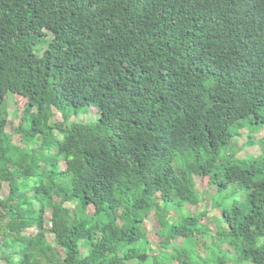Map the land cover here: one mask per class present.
<instances>
[{
	"label": "trees",
	"instance_id": "obj_1",
	"mask_svg": "<svg viewBox=\"0 0 264 264\" xmlns=\"http://www.w3.org/2000/svg\"><path fill=\"white\" fill-rule=\"evenodd\" d=\"M8 93L26 101L14 130L31 151L9 141ZM68 106L97 119L70 122ZM242 119L264 126V0H0V263L264 264V149L220 160ZM194 176L247 191L215 232L181 213ZM221 240L233 253L208 259Z\"/></svg>",
	"mask_w": 264,
	"mask_h": 264
},
{
	"label": "rangeland",
	"instance_id": "obj_2",
	"mask_svg": "<svg viewBox=\"0 0 264 264\" xmlns=\"http://www.w3.org/2000/svg\"><path fill=\"white\" fill-rule=\"evenodd\" d=\"M25 100L20 99L16 95L12 93H8L6 97V108H7V113H8V126L6 128V133L9 135V141L15 145L19 146L22 148H26V150L31 151L36 146L35 142H26L22 137L20 133L15 132V128L19 124V115L22 113V109L25 105ZM66 111L68 114L71 116L70 122H90V121H95L97 119V113L96 109L90 108V109H79V110H74L72 106H68L66 108ZM54 122H61L62 121V116L54 111ZM235 133L238 135L236 138L230 140V143L222 149L220 153V160H229V163L231 161L237 160L236 156H239L240 159H254L257 158L261 151L264 149L261 143H264V126L261 127L260 131L255 133L254 135L251 136V133L248 131L249 129H252V126L249 124L248 119H242L238 121L234 125ZM234 144H237L234 146V151L237 149V147L242 148L238 154L232 159V158H227L229 156L230 149H232V146ZM231 150V152H234ZM193 159V158H191ZM239 161V160H237ZM198 162H202V159H198ZM240 162V161H239ZM246 163H248L246 161ZM60 167L63 168V163L60 162ZM218 173V178L222 180V182L225 183V179L222 176V172L218 169L216 171ZM193 180L195 182V194L198 199V204H190L187 203L186 206H184L181 209V213L183 214H191V215H200L203 214V218L207 224V227L211 229V231L215 232L217 230V224L215 222L216 219L221 220V213L223 210V206L229 205L233 201H238L242 203L246 199V190L242 189L241 187H237L234 184H226V188L221 189V191H216V189L210 185V181L208 180L207 177L203 178H197L193 177ZM220 192V193H219ZM8 194V188L6 185L3 186V190L1 192V197L5 198L7 197ZM32 196V193H28V197ZM216 197L215 201L214 198ZM156 200L160 204V201L158 200V196L156 197ZM217 205L218 208H213V205ZM74 205H68V207H73ZM169 212L167 213L168 219L173 220L176 218V212L168 208ZM93 212L92 208L87 209V213L91 214ZM162 213L160 210H156L154 212H149L148 214H145V212L142 213L143 217V230L146 233L147 236V241H148V247H149V253L153 255V253H156L158 249L156 248V236L158 235V222L156 220V217L158 214ZM47 217L49 213L46 214ZM201 219V221H202ZM178 221V220H177ZM34 230H29L27 232L29 235L34 234ZM207 234L205 233L204 235L199 236L200 238L205 237L206 238ZM212 238V235L210 234L209 239ZM47 241L54 246V237L51 235L47 236ZM226 239V238H224ZM192 242V241H191ZM173 246L179 250L180 246L182 245L183 248H186L187 242L184 240V238H181L175 242H173ZM194 244L195 248L197 247L198 249H202L205 245L204 240H201L198 243V240L195 238L194 239ZM225 245L222 248V245ZM264 245V238L259 239L257 242V246ZM79 249L80 253L82 256L86 255V244L80 243L79 244ZM219 250L222 251L223 254H228V253H233L231 250V247L226 242H223L221 240L220 244L218 245H213L212 246V251L208 254V259L211 258L215 261V258L211 255L214 251H217L216 256L222 255V253L219 252ZM153 252V253H152ZM219 253V254H218ZM203 254V253H202ZM201 258L205 259L206 254L201 255ZM193 259L196 261V257H193ZM208 259L205 260L204 262L208 263ZM2 264V263H0ZM209 264V263H208ZM212 264H215L214 262Z\"/></svg>",
	"mask_w": 264,
	"mask_h": 264
}]
</instances>
